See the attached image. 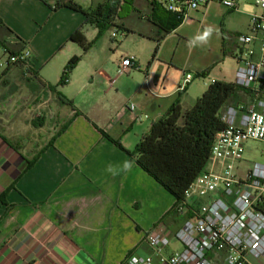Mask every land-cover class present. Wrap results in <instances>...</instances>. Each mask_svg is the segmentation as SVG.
Segmentation results:
<instances>
[{"label":"crops","instance_id":"0c3cea01","mask_svg":"<svg viewBox=\"0 0 264 264\" xmlns=\"http://www.w3.org/2000/svg\"><path fill=\"white\" fill-rule=\"evenodd\" d=\"M57 1L0 0V57L29 52L25 65L0 69V264H127L129 255H150L145 235L156 223L173 233L183 221L175 198L131 152L175 102L189 107L214 81L231 82L212 68L225 55L237 67V37L229 46L221 34L215 52L202 54L192 43L200 31L179 36L181 22L166 34L176 17L148 1L147 23L130 29L114 21L134 48L101 59L94 47L82 53L69 41L78 29L89 41L97 29L71 9L52 10ZM102 1L74 3L91 9ZM213 2L221 5L213 0L194 12L205 19ZM72 56L80 61L58 85ZM123 57L138 69L116 77ZM185 74L193 78L179 92ZM251 98L241 89L230 105Z\"/></svg>","mask_w":264,"mask_h":264},{"label":"built area","instance_id":"2783aa9c","mask_svg":"<svg viewBox=\"0 0 264 264\" xmlns=\"http://www.w3.org/2000/svg\"><path fill=\"white\" fill-rule=\"evenodd\" d=\"M152 1L183 22L189 20L191 11L213 0ZM219 1L228 10L237 7L234 0ZM253 4L261 13L251 14L248 32L237 36L233 82L252 98L248 103L225 107V126L212 143L205 168L172 207L183 217L181 225L170 233L161 221L156 223L145 235L150 255H129L127 264H264V163L238 172L243 144L249 140L264 142V0H253ZM116 35V31L111 34ZM4 56L1 70L25 65L29 52L4 50ZM131 69H138L134 59L121 58L116 77ZM192 78L185 74L178 91H183ZM128 110L133 111L134 105L130 104ZM172 238L181 249L164 254Z\"/></svg>","mask_w":264,"mask_h":264},{"label":"trees","instance_id":"16d2710c","mask_svg":"<svg viewBox=\"0 0 264 264\" xmlns=\"http://www.w3.org/2000/svg\"><path fill=\"white\" fill-rule=\"evenodd\" d=\"M148 1L155 5L152 0ZM127 2L132 3L133 0H103L91 9H83L70 0H59L52 10L65 7L82 14L84 23L94 26L97 36H101L111 27L122 28L115 26L114 21L122 5ZM181 22V19L176 18L170 28L165 29L166 34ZM69 41L78 44L82 53L87 52L93 44V41L85 39L79 29L69 36ZM156 49L157 46L154 53ZM79 61L80 56H72L67 61L58 85L65 84ZM205 75L204 71L196 76ZM49 89L53 91L55 86L49 85ZM239 90L241 88L233 82L214 81L193 105L184 108L175 102L161 118L152 123L131 152L137 165L168 191L175 201L182 199L184 190L205 168L212 143L225 126L222 113ZM114 143L120 146L118 142Z\"/></svg>","mask_w":264,"mask_h":264},{"label":"rangeland","instance_id":"374dc122","mask_svg":"<svg viewBox=\"0 0 264 264\" xmlns=\"http://www.w3.org/2000/svg\"><path fill=\"white\" fill-rule=\"evenodd\" d=\"M74 2L81 3L83 0H74ZM217 3L218 2H213L208 8L207 17L205 19L202 17L201 11L198 13L191 11L189 13L190 19L183 21L182 28L176 33L179 36L186 35L187 38H190L198 31L202 34L203 31L210 26L213 29V33L209 38L208 43L200 44L198 42L197 49L202 54H210L208 50L215 52L217 45L219 47L222 43L221 34L226 41H228V45L233 46L236 42V37L239 34H245L248 32L246 24L248 25L250 15L261 13L260 9L253 4V0H239L238 5L233 12H228L225 7ZM149 8L150 4L148 3V0H133L132 3L127 2L118 12L116 24L124 25L130 29L137 28L142 25V22L147 23L149 21L145 18V16H148ZM115 31L117 32L115 42H111L109 36ZM122 33V31L117 30L115 27H111L104 31L101 36H97L96 32L94 37L89 40L93 41L91 47H94L93 51L96 53L95 56L101 59H106L107 56L114 53L116 47L118 49L121 46L124 51L132 50L134 47L124 42L125 38H123ZM138 52H140L141 57L144 58V56H146V53L143 50L139 49ZM4 57L2 55L0 61L4 60ZM212 70L213 72H222L228 80L234 82L236 64L234 59L229 55H225L224 57L221 56L219 61L213 66ZM208 76L209 75H207L206 78ZM193 81L194 83H200L202 80L195 78ZM230 104H232V102L228 105ZM254 163H264V142L249 140L243 144L242 160L239 163L238 172H245L250 169ZM180 249L181 246L178 241L175 238H172L170 244L164 249L163 253L171 254Z\"/></svg>","mask_w":264,"mask_h":264},{"label":"clouds","instance_id":"9594fccd","mask_svg":"<svg viewBox=\"0 0 264 264\" xmlns=\"http://www.w3.org/2000/svg\"><path fill=\"white\" fill-rule=\"evenodd\" d=\"M212 33H213V29L209 26L203 31L202 34L197 35L195 41H193L192 43L195 44L196 42H199L200 44H207ZM131 167H132L131 161H125L122 166V171L128 172L131 170ZM108 171L111 172L113 175L119 174V170L116 168L110 167Z\"/></svg>","mask_w":264,"mask_h":264}]
</instances>
